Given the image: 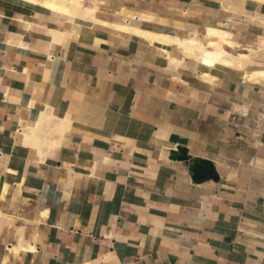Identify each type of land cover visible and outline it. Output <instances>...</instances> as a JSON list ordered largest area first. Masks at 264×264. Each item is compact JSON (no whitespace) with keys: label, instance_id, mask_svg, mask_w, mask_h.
Masks as SVG:
<instances>
[{"label":"crops","instance_id":"1","mask_svg":"<svg viewBox=\"0 0 264 264\" xmlns=\"http://www.w3.org/2000/svg\"><path fill=\"white\" fill-rule=\"evenodd\" d=\"M96 4L0 0V264H264V0ZM227 36L242 69L178 44Z\"/></svg>","mask_w":264,"mask_h":264},{"label":"bare ground","instance_id":"2","mask_svg":"<svg viewBox=\"0 0 264 264\" xmlns=\"http://www.w3.org/2000/svg\"><path fill=\"white\" fill-rule=\"evenodd\" d=\"M25 1L29 3H38L46 7L47 9L52 10V12L55 11L58 13H63L65 15H68L69 17L80 18V19L87 18V20H89L88 19L89 17L92 18V16H90V13H92L94 9L97 7L96 2L98 0L94 1V3L92 2L93 3L92 7L86 6L85 0H25ZM92 19L94 21V18ZM213 32L218 33V30H213ZM175 40L178 41L177 39ZM186 40L178 41V44L180 46L182 45L185 51L187 52L189 51L191 56L195 57L197 61L201 62L207 67H213L216 64H222L228 67L242 69L244 68V64L247 61L246 53L249 47L238 49L239 45L231 41L229 39V36L223 38L211 37L207 39H202V38L199 39L198 37H191L190 40L187 41ZM252 76L264 77V71L263 70L257 72L255 71L254 73L248 75V77H252ZM41 117H42L41 124L48 127L50 135L53 136V129L57 131L58 136H60L63 133V121L61 119L56 118L51 113L44 114Z\"/></svg>","mask_w":264,"mask_h":264},{"label":"water","instance_id":"3","mask_svg":"<svg viewBox=\"0 0 264 264\" xmlns=\"http://www.w3.org/2000/svg\"><path fill=\"white\" fill-rule=\"evenodd\" d=\"M170 157L176 160H184L189 167L192 178L201 182L206 179L217 180L218 176L211 161L195 158L188 154L184 147H177L176 150L170 151Z\"/></svg>","mask_w":264,"mask_h":264},{"label":"rangeland","instance_id":"4","mask_svg":"<svg viewBox=\"0 0 264 264\" xmlns=\"http://www.w3.org/2000/svg\"><path fill=\"white\" fill-rule=\"evenodd\" d=\"M258 53H260V51H257L256 53H254L253 56L255 57Z\"/></svg>","mask_w":264,"mask_h":264}]
</instances>
